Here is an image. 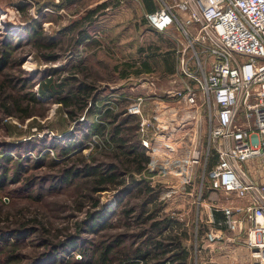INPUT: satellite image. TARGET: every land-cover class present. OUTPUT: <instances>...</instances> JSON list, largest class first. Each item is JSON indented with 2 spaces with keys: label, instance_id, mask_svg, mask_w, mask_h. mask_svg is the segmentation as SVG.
Segmentation results:
<instances>
[{
  "label": "rangeland",
  "instance_id": "374dc122",
  "mask_svg": "<svg viewBox=\"0 0 264 264\" xmlns=\"http://www.w3.org/2000/svg\"><path fill=\"white\" fill-rule=\"evenodd\" d=\"M153 1L161 7L165 4L172 5L177 0ZM21 6L25 8L20 9ZM4 8H7V11ZM90 9H96L94 13H91V20L82 21L84 24H81L80 20L88 14ZM145 11L142 0H0V43L4 41L5 33L17 35L19 38L12 50V59L0 70V80L18 75L19 67L30 74L39 70L49 72L50 67H58L63 69L58 72L60 76L75 75L90 81L94 86L93 94L87 105L79 111L77 118L69 120L70 126L63 132L56 133V130L50 126L51 121L60 115L61 105L49 97H42L41 99L47 100L42 104H32L34 114L27 117H21L18 110H14V113L10 115H3L0 111V144L3 146L0 150L9 152V146L16 144L17 147L11 152L13 158L25 154L31 155L32 159L28 162L29 168L22 175L34 174L32 180L35 182L30 185L29 189H21L17 192L18 195L10 193L7 189L0 191V197L6 198V203L2 205L3 216L15 217L24 211L27 217L32 216L37 220V223L33 222L36 227L34 231L28 236L23 235L19 242L17 250L21 252V258L10 264H73L70 263L73 262L72 259L79 258L78 249L67 245L60 251L62 258L56 262L38 263L36 256L46 248L47 243L43 240L44 237L52 235L49 233L58 234L52 238L53 241L79 235L76 234V222L84 217L90 203H85L78 209L76 185L59 183L61 182L59 169L67 165V162L70 163V158H74V155L78 153L87 154L91 151L98 155L99 149L95 143L102 141L101 135L91 133L78 143L73 151L69 152L66 163L63 160L64 156L61 155H55L52 162H47L51 159V155L55 154L53 149L49 150L43 165L33 166V157L44 152L48 147L39 150L25 149L23 146L29 143L27 140L33 137L52 138V136L61 140L71 131L73 132L76 124L82 121L87 124L90 119L102 120V112H94L93 107L96 103L101 107L110 108L111 106L119 111L124 107L127 108L130 101L142 95L146 96L142 110L150 115L153 112L155 101L160 102L158 94H162L164 89L183 86L189 81L195 85V82L180 69L179 45H177L176 38L183 40V36L177 26L174 24L164 33L156 32L144 22ZM5 13H8L7 17L1 19ZM78 21L79 25L68 30ZM34 23H40L36 26H39L41 31L40 29L37 31L34 27L30 28ZM81 29L87 35H92L90 41L88 38L78 43L80 35L78 30ZM35 33L52 36V40L57 42L55 48L42 49L45 52L56 53V60L46 62L39 57L38 43L34 40ZM199 47L196 45V48ZM16 62H20L19 67ZM77 64L84 66L83 70H75V65L80 66ZM144 65L150 66L151 71L139 74L131 71ZM126 71L129 72L128 75L122 76L121 73ZM36 87L37 78L33 81V88L36 89ZM170 102L172 107L177 108L181 114L188 112L192 116L193 113V118L190 116L186 123L187 133L179 142L186 146L178 147L179 155L184 154L189 148L198 150V162H193L183 168V173H188L190 176V182H184L180 177L182 174L177 175L172 166L158 168L156 172L155 170L134 172V175L148 177L150 184L159 188L158 200L162 202L160 211L178 219L186 227L187 236L183 238V242L189 250V264H233L237 259L235 255L242 254L245 250L240 239H237V235L235 236L221 222L219 225L223 226L222 237L213 242L205 237L211 227H218L213 225L210 219L211 208L215 204L239 201L238 198L228 201L227 194L213 188L207 181L205 167L216 156L211 146L208 157H206L208 108L206 104L199 102L193 106H184L176 100ZM168 112L165 111L163 116L168 117ZM131 114H135L137 119L140 117L137 113ZM181 116H178V119ZM80 126L81 128L86 127V125ZM85 129H80L79 132L75 130L74 137L80 138ZM160 132L156 128L155 133H152L157 136ZM149 134L151 135V132ZM182 134L183 131L177 130L172 135L181 136ZM192 134L196 136L191 140ZM146 167H149L148 163ZM146 173L152 174L147 175ZM161 174L165 177L160 176ZM257 175L259 178L264 177V172L261 171ZM124 186H111L102 190L98 193L100 201L109 206L115 205L117 194ZM30 191L32 193L29 195ZM37 191L42 193L39 198L32 196ZM135 194L136 192L133 191L123 197L124 199L117 207L127 201L137 202L139 198ZM179 194L186 196L173 200ZM44 226L50 230L49 233L43 229ZM119 227L117 226L116 229L111 227L108 230H119ZM241 234H239L240 237H242ZM96 236V234L84 233L79 237L84 241L85 237L96 238ZM232 236L235 239L231 238ZM68 259L70 261L67 263Z\"/></svg>",
  "mask_w": 264,
  "mask_h": 264
},
{
  "label": "trees",
  "instance_id": "16d2710c",
  "mask_svg": "<svg viewBox=\"0 0 264 264\" xmlns=\"http://www.w3.org/2000/svg\"><path fill=\"white\" fill-rule=\"evenodd\" d=\"M22 8L25 7L21 6L20 9ZM148 9L150 11L154 9L152 3L148 5ZM94 11L96 9H90L80 22H89L92 18L91 13ZM80 22L78 21L68 30L74 29ZM36 25L40 23H34L30 28L34 27L39 31L40 28ZM78 32L80 34L78 43L90 37L83 29ZM35 35L34 40L38 43L39 57L46 62L56 60V53L42 50L56 47L57 42L52 40L53 37L42 33H35ZM3 37H5L4 41L0 43V70L12 59V50L19 41L17 35L10 33H5ZM16 64L19 67L20 62ZM83 68L84 66L81 65L74 66L75 70H83ZM18 69V75L0 80V111L3 115H10L14 113V110H18L21 117H27L34 114V104H42L47 100L41 98L49 97L61 105L60 115L51 121L50 125L56 133L63 132L70 126L69 120L78 117L79 111L84 109L93 94L94 86L90 81L71 74L60 76L58 72L63 70L62 68L50 67L49 72L39 70L32 74L23 68ZM141 70L142 67H136L131 71L137 74ZM128 73L126 71L121 74L127 76ZM35 78H37L36 89L33 88ZM93 109L94 112H102V120L90 119L87 124L82 121L76 124L73 132L71 131L61 140L53 136L52 138L33 137L23 146L25 149L37 150L48 147L44 152L33 157L32 165L37 166L44 164L49 150L53 149L55 154L51 155L48 163L52 162L55 155L64 156L63 160L67 161L69 152L91 133L101 135L102 140L95 143L99 149L98 155L91 151L87 154L78 153L74 155V158H70V163L65 161L67 165L59 169L61 176L59 183L76 185L78 209L83 204L90 203L84 217L76 222V234L79 235L68 236L71 240L67 237L53 241L52 238L58 234L49 233L50 230L44 226L43 229L52 235L44 237L43 241L47 243V246L37 254V262L60 260L62 258L60 251L67 245L79 251V258H73V262H70L73 264H189V250L183 242V238L187 236L186 227L178 219L160 211L162 202L158 200L159 188L151 185L148 177L134 175V172L144 170L152 172L146 167L149 156L137 131L139 119L135 117V114L127 112L126 107L116 111L111 106L105 108L96 103ZM80 125H86L85 132L80 138H75L74 131L79 132L80 129H84ZM2 147L0 144V148ZM9 147V152L0 150V191L7 189L10 193L18 195L17 192L21 189H29L30 185L35 183L32 180L34 174L22 175L28 170V162L32 156L25 154L13 158L11 152L17 145L12 144ZM214 161L215 158L211 159L208 165ZM117 185L125 186L117 194L116 204L109 206L102 203L98 193ZM133 191L136 192L135 195H138L139 200L127 201L117 207L119 203L121 204L123 197ZM31 193L32 191L29 195ZM32 196L39 198L42 193L37 191ZM5 200L6 198L0 197V264H10L21 258V252L17 250L19 242L23 235L28 236L34 231L36 227L33 222L37 223L36 218L27 217L24 211L15 217L3 216L2 205L6 203ZM213 213L215 220L223 219L221 210H213ZM113 217L115 218L112 219ZM41 223H43L42 220ZM117 226H120L119 230H108L111 227L116 229ZM84 233L97 236L96 238L85 237L83 241V238L79 236ZM69 261L68 259L67 263Z\"/></svg>",
  "mask_w": 264,
  "mask_h": 264
},
{
  "label": "built area",
  "instance_id": "2783aa9c",
  "mask_svg": "<svg viewBox=\"0 0 264 264\" xmlns=\"http://www.w3.org/2000/svg\"><path fill=\"white\" fill-rule=\"evenodd\" d=\"M145 18L159 31L177 26L185 40H177L180 69L195 82L157 93L160 102L155 101L150 115L142 110L146 96L127 105V112L140 115L137 131L149 156L148 168L156 172L172 166L190 182L183 168L198 162V150L179 155L178 147L191 114L179 113L170 101L206 104L208 153L211 146L216 152V160L205 167L206 178L229 200H240L211 209L223 212L220 222L226 228L244 234L250 259L233 264H264V177L257 175L264 172V0H177L146 12ZM156 128L161 131L157 136ZM177 130L183 134L172 135ZM222 233L221 227H211L205 237L213 242Z\"/></svg>",
  "mask_w": 264,
  "mask_h": 264
},
{
  "label": "crops",
  "instance_id": "0c3cea01",
  "mask_svg": "<svg viewBox=\"0 0 264 264\" xmlns=\"http://www.w3.org/2000/svg\"><path fill=\"white\" fill-rule=\"evenodd\" d=\"M147 1H149L148 3V5H150V3H152V5L154 6V9H152L151 11H153V10H155V9H157V8H159L157 5H156V3L153 1V0H142V2L144 3V5H145V13L146 12H148V11H150L149 9H148V5H147ZM174 11L176 12V14L179 16V17H181V14L182 13H180V11H177V10H175L174 9ZM182 16H183V14H182ZM143 20H144V22L146 23V25L149 27V28H151L152 30H154V31H156V32H162V33H164L165 31H159V30H157V29H155V28H153L151 25H149V23L147 22V20H146V18H145V14H144V17H143ZM172 27V26H171ZM170 27V28H171ZM170 28H168V29H170ZM167 29V30H168ZM166 30V31H167ZM179 30V29H178ZM180 31V30H179ZM181 33V32H180ZM181 35H182V33H181ZM183 36V35H182ZM91 38H92V35L89 37V41L91 40ZM176 40H178V38H176ZM96 41V40H95ZM176 43V42H175ZM177 45H178V43H177ZM142 67V70H141V72H150L151 71V68H150V66H146V65H144V66H141ZM140 72V73H141ZM137 74H139V73H137ZM209 125H210V122H209V117L207 116V129L209 130ZM181 146L182 147H185L186 145L185 144H181ZM207 153H208V148H207V151H206V155H207ZM215 158V160H216V156H214L213 158H212V160ZM209 163H210V161H209ZM208 163V164H209ZM207 165V164H206ZM160 176H164V174H161ZM165 177V176H164ZM176 178H177V176H176ZM208 181V180H207ZM209 182V181H208ZM187 192H189V191H187ZM181 196H186V195H184V194H179V195H177V196H175V198H173V200H178V199H180L181 198ZM228 201H229V199H227ZM240 201V200H239ZM222 215H223V212H222ZM210 216L213 218V219H215V216H214V213H213V209H211V214H210ZM224 217V216H223ZM212 218H210V219H212ZM216 222H214V223H212L213 225H215V226H219V227H223L222 225H219V223H221L220 222V220H215ZM224 224V223H223ZM224 227H226V225L224 224ZM228 229V228H227ZM230 230V229H229ZM233 233H234V235L236 236L237 235V239L239 240L240 239V242H241V244H243V246H244V248H245V250H244V252L242 253V254H238V255H235V257L237 258V259H239V260H249L250 259V254H249V250H248V248H247V246H246V244H245V242H244V236H243V233L241 234V233H236V232H234V231H232ZM239 234H241L242 235V237H240V235ZM233 239H235V238H233ZM233 251H234V249H233Z\"/></svg>",
  "mask_w": 264,
  "mask_h": 264
},
{
  "label": "bare ground",
  "instance_id": "6f19581e",
  "mask_svg": "<svg viewBox=\"0 0 264 264\" xmlns=\"http://www.w3.org/2000/svg\"><path fill=\"white\" fill-rule=\"evenodd\" d=\"M6 11H7V8H4ZM9 10V9H8ZM7 15H8V13H5L2 17H1V19H4L5 17H7Z\"/></svg>",
  "mask_w": 264,
  "mask_h": 264
}]
</instances>
